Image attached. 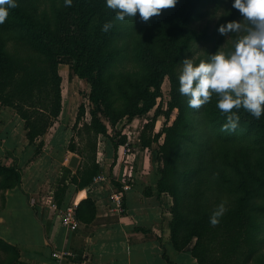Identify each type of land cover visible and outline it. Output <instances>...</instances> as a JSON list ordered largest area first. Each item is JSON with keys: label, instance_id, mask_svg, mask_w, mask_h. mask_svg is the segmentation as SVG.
I'll return each instance as SVG.
<instances>
[{"label": "trees", "instance_id": "obj_1", "mask_svg": "<svg viewBox=\"0 0 264 264\" xmlns=\"http://www.w3.org/2000/svg\"><path fill=\"white\" fill-rule=\"evenodd\" d=\"M36 1L17 0L16 7L0 24V30L9 37L16 34L14 38L21 47L8 53L7 40L0 39V106L12 108L24 122L27 144L35 146V154L43 145L36 141L48 132L61 111L58 66L63 57L71 59L73 74L89 85L91 119L83 128L92 131L95 138L108 136V126L114 129L123 117H139L154 108L161 97L162 82L168 77L171 100L163 112L166 123L158 151L156 187L172 200L169 230L175 248L182 249L194 240L191 254L197 264H264V115L256 118L243 108L233 109L240 116L238 126L225 130L222 125L226 116L216 106V94L200 108L189 107L188 98L179 92V82L172 76L191 47L193 38L187 32L188 26L206 0H177L166 15L160 16L156 41L144 42L136 50L142 74L133 78L119 75L124 85L115 84L114 75L106 74L117 59L118 54L109 46L119 26L115 11L106 6L105 0H72L70 6L60 0L59 8L51 15L42 12L39 16ZM237 16L241 14L234 8L228 19ZM106 21H111L112 27L102 31ZM241 34L235 33L223 50H230ZM118 95L120 98H116ZM97 107L105 122L97 117ZM173 111L174 119L168 123ZM83 114L84 106L80 104L74 130ZM124 143L122 139L114 143V148ZM70 151L77 153L71 144ZM208 152L222 167L213 170L220 177L215 185L233 183L228 193L234 200L216 224L210 223L211 213L189 217L182 202L191 192L202 194L199 175L204 172ZM193 155L196 162L190 166ZM226 171L234 179L227 177ZM99 173L98 164L92 162L84 170L77 169L71 181L82 189ZM0 179V187L10 189L19 186L21 172L16 165L0 163ZM76 216L80 222H93L94 204L90 200L77 204ZM0 249L18 257L16 248L1 239Z\"/></svg>", "mask_w": 264, "mask_h": 264}, {"label": "crops", "instance_id": "obj_2", "mask_svg": "<svg viewBox=\"0 0 264 264\" xmlns=\"http://www.w3.org/2000/svg\"><path fill=\"white\" fill-rule=\"evenodd\" d=\"M60 61L71 67L70 58L63 57ZM58 72L61 111L48 132L36 141L43 144L38 154L34 145L27 144L24 122L12 108L0 106V163L10 160L21 172L19 186L2 192L4 202L0 204V239L18 252L12 264H197L191 254L194 240L182 249H176L171 240L172 203L169 204L166 193L157 190V170L156 177L152 176L153 170L137 172L136 153L130 155L122 150L126 143L113 147L111 161L105 168L95 161L99 174L105 176L104 181L92 180L82 189L72 183L76 170H84L83 159L70 151V144L80 104L86 109L89 85L61 63ZM86 121L87 118L85 123H90ZM122 135L126 134L122 132ZM138 146L144 148L142 144ZM73 155L79 158L76 169L68 166ZM125 172L131 174L133 186L124 193L127 213L117 215L110 211L109 195L120 186ZM85 200L94 204L95 220L81 222L76 231L62 228L58 210ZM23 216L30 225L27 245L13 237L10 227ZM54 250L70 251L73 255L55 259L51 256Z\"/></svg>", "mask_w": 264, "mask_h": 264}, {"label": "rangeland", "instance_id": "obj_3", "mask_svg": "<svg viewBox=\"0 0 264 264\" xmlns=\"http://www.w3.org/2000/svg\"><path fill=\"white\" fill-rule=\"evenodd\" d=\"M35 5L38 7V16L42 12H47L51 15L54 9L56 10L59 8L60 0H37ZM232 10H234V8L232 7L231 0H206L201 5L199 15L192 20L187 29L188 34L192 35L193 38L191 41V47L185 52L181 63L172 73V76L176 78L177 82H179L178 77L184 58H192L197 62L201 59H208L209 55L214 53L217 49L223 50L232 42L235 38L233 37L235 33L221 35L217 31L220 24L233 20L228 19ZM168 11L169 7L163 8L161 9L160 14L151 16L147 21L142 20L138 12L132 18L126 17L124 20H118V34L109 46V49H113L118 55L116 61L106 72V74L110 73L114 75L115 84L120 83L124 85L122 81L123 79H119V75H122L124 78L127 76L133 78L136 74H142L143 69L137 60L136 50L138 46L144 42L153 43L156 41L159 18L160 16L162 17L163 15H166ZM237 12L239 13V10H237ZM241 18V16H237L234 20H240V22H242ZM14 34L15 33L12 34V37H9L6 32L0 30V39L7 40L6 51L8 53H13L16 49H21V47L17 45V40L14 38L16 37V34ZM236 34L238 35V33ZM60 63L63 64V68H71H68L67 63H62V61H60ZM171 90L170 80L166 77L161 85V97L157 99L154 108L139 117H133L132 119L123 117L118 121L114 130H111L108 126V136L100 135L96 136V138L92 134V131L83 128L85 118L88 119L86 122H90L89 111L91 107L86 99V109L84 108V114L79 119L76 130H74V139L72 143V146L78 153L76 154L83 158V169L88 168L92 162H95L96 160H98L101 166L104 167L107 162L109 163L111 161L110 157L113 153L112 150L114 143L119 142L122 140V137H124L126 139V145L122 150L127 154L136 153L135 156L137 157L136 159L138 160V163L133 161L134 169L137 172H150L153 170L152 176L154 175V177H156V167H160L158 151L163 138L161 132L163 130V125L166 123L163 112L168 110L167 104L171 100ZM116 98H120V96L118 95ZM155 112H158L156 116H154ZM85 113L87 114L85 115ZM96 114L98 118L103 120L101 109L99 107H97ZM175 114L176 111L170 113L168 123L173 121ZM103 122H105V120H103ZM122 132L126 135H122ZM157 135L159 137L155 140L154 138ZM204 137L205 136H202L201 138ZM148 141L152 144L148 147L144 146V148H142L141 144H146ZM138 145H140L141 148H139ZM194 156L195 155L189 160L190 166L196 162ZM130 157L132 158V156ZM10 158L14 159L12 156ZM7 162L9 165H6ZM1 164L9 167L13 166L11 165L13 163L10 160L6 162L2 160ZM17 168L20 171L19 166H17ZM221 168L218 160L213 159V155L209 152L206 153L204 172L199 175V180L202 183V194L200 195L191 192L186 199L183 198L182 200V202L184 201L185 206L184 211L188 213L189 217L196 216L199 213H212L213 209L221 202L224 203L226 209L231 201L234 200L233 195L228 193V190L233 186L231 179L226 185L222 184L221 187L215 185V180L219 183L220 177L219 172L214 173L213 170L220 171ZM226 175L227 177H231L229 171H226ZM231 178L234 179L233 176ZM5 190L7 189L0 187V204L4 202L2 192ZM168 202L169 204L172 203L171 198H169ZM169 209L171 211V206ZM17 220L18 221L12 223L10 226L13 230V237L24 245L30 244V225L26 223L24 216ZM14 259V254L0 249V264H12Z\"/></svg>", "mask_w": 264, "mask_h": 264}, {"label": "clouds", "instance_id": "obj_4", "mask_svg": "<svg viewBox=\"0 0 264 264\" xmlns=\"http://www.w3.org/2000/svg\"><path fill=\"white\" fill-rule=\"evenodd\" d=\"M177 0H105L108 8L115 11L116 19L133 17L137 12L142 20L158 15L161 9L174 6ZM232 7L239 10L247 21H227L217 31L221 35L242 33L233 41L228 51L217 49L208 59L198 62L184 58L178 77L179 92L188 98V105L200 108L216 94V106L225 114V130H235L243 108L252 116L264 115V0H231ZM71 5L72 0H64ZM17 0H0V24L8 17L9 10L16 7ZM112 27L111 21L102 25V31ZM225 212L224 203L212 211L210 223L216 224Z\"/></svg>", "mask_w": 264, "mask_h": 264}, {"label": "built area", "instance_id": "obj_5", "mask_svg": "<svg viewBox=\"0 0 264 264\" xmlns=\"http://www.w3.org/2000/svg\"><path fill=\"white\" fill-rule=\"evenodd\" d=\"M105 180V176L102 174H98L93 178V182H102ZM133 186V179L129 172H125V174L120 179V186L112 189L109 199L111 202L110 211L117 215H125L127 213V209L124 203V193L129 190ZM51 207L54 210H57L54 203H51ZM76 208L77 203L73 202L68 207L63 210H58V219L62 228L67 231H76L81 222L76 216ZM73 253L70 251H58L54 250L51 253V256L55 259H59L61 257L72 256Z\"/></svg>", "mask_w": 264, "mask_h": 264}, {"label": "water", "instance_id": "obj_6", "mask_svg": "<svg viewBox=\"0 0 264 264\" xmlns=\"http://www.w3.org/2000/svg\"><path fill=\"white\" fill-rule=\"evenodd\" d=\"M79 162V158L75 155H73L70 160L68 166L72 169H76Z\"/></svg>", "mask_w": 264, "mask_h": 264}]
</instances>
